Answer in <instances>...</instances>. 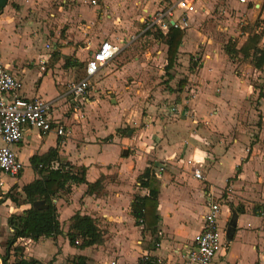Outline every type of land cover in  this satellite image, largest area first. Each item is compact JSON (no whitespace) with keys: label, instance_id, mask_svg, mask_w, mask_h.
Here are the masks:
<instances>
[{"label":"crops","instance_id":"1","mask_svg":"<svg viewBox=\"0 0 264 264\" xmlns=\"http://www.w3.org/2000/svg\"><path fill=\"white\" fill-rule=\"evenodd\" d=\"M80 1L83 2L82 6L74 13L76 27L72 25L64 27L69 20L61 18L62 7L59 8L61 10L59 16L57 9L53 11L55 14H49L47 0H8L7 6L0 14L3 20L0 33V61L22 82L20 96L40 97L51 103L53 121L66 129V135L60 137L55 132L44 134L27 128L21 142L14 147L24 170L17 179L0 171V194H6L4 190L8 192L10 189L7 188H11L12 184L25 186L38 179L31 159L35 156H45L52 149L58 151V159L51 162L55 169L65 163L86 168V180L90 184L98 182L102 177L105 178L99 193L91 194L88 185L80 184L72 185L70 195L58 194L54 202L58 208L63 235L56 240L19 239L9 248L11 262H18L23 255L26 259L34 258L48 263L49 256H55L61 249L62 254L56 257L58 261L55 264H62L63 256L64 258L83 256L86 257L87 264H137L145 257L163 259L168 263L175 258L176 262L183 264L182 255L187 252L194 237L204 227L203 217L208 206L218 200L222 203L219 224L224 222L223 227L220 224L224 234V247L212 264H239V259L240 264H264V106L260 108L263 115L262 130H259L256 143L249 151L243 138H240V141L224 139L227 138L228 129L232 126L230 122L236 121L234 114L239 106V94L249 96V93L243 91L247 89L248 77L241 78L238 82L239 80H235L234 77L217 73L216 70L221 71L219 62L216 63L217 67H210L207 63L203 69L207 70V73L203 72L206 76H193L198 87L197 90L191 91L192 97L180 104H172L170 111L173 113L169 115L170 117H164L160 116L159 111H154L160 105L159 99L153 101L154 104H148L143 99L146 95L143 81L148 75L146 63L138 58L127 62L139 64L142 70L135 72L133 76L125 77L124 91H127L125 99L122 94H116L112 89L101 91L98 95L93 92L95 87L93 79L99 76V81L102 82L104 78H101V73L114 63H118V60L122 62V56H116L90 80L91 89H88L87 97L78 102V99L68 94L67 86L72 81L84 78L86 57H92L104 41L127 46L129 42L126 44L124 40L128 39L130 34L138 32L137 28L128 25L134 21L133 17L137 18L140 10L145 12L143 23L146 24L148 14L153 10L149 6L144 7L141 0H135L134 3L130 1L129 4L123 0H101L98 5H92V0ZM82 8L91 10V16L84 17ZM121 9L126 17L119 13ZM259 14L264 15V6ZM50 17H54L57 27H52ZM62 29H65V37L59 35ZM142 33L143 31L138 36L140 37ZM135 39L136 36H133L132 40ZM67 42L69 45H66ZM183 46L184 44L181 48ZM127 63H120L119 69L112 68L111 73L106 72L105 78L117 73V70H122ZM213 63L211 62L212 65ZM82 66L84 76L78 79L77 69ZM242 67L240 64V68ZM249 67L252 73L257 74L252 65ZM189 81H192V78ZM239 83L240 88L237 86ZM107 92L111 96H107ZM157 93L154 92L156 98ZM181 95L179 92L172 94L164 92L160 97L164 96L172 101ZM104 102L115 105L116 108L127 103V108L124 114L109 124L97 116ZM79 104L82 106H78ZM241 107L244 106L240 104V110ZM142 108L149 111L148 117L139 114ZM88 111L96 114L95 117L92 116V120H86ZM97 119L100 121H96ZM131 120H134L136 125H131ZM195 122L197 125L195 128L200 126L197 122H204L207 134L213 138L209 136L202 138L200 135L202 133H193L189 126L194 127ZM129 124L132 129L128 135H119L121 128ZM142 125L146 127L140 129ZM182 127L188 129L183 131ZM225 127L227 131H224ZM163 130L167 133V139L165 134L162 136ZM187 130H190V133ZM157 131L161 134L160 146L163 148H157L158 150L152 153L155 149L153 134ZM148 135L150 138H147ZM196 140L201 142L198 143ZM204 141L206 143L202 145ZM226 141L229 146L226 145ZM208 144L212 146L206 148ZM222 145L226 151L220 156L219 149ZM179 148L183 153L186 151V155L179 157L175 152ZM227 155L231 157L230 164H224ZM150 161L161 164V167L163 162H168L167 164L174 170L170 172L164 169V172L156 174L157 177L161 175L162 182L159 186L154 184L159 189L160 218L154 235L145 229L144 225H136L132 214L134 195L139 194L138 178L147 168H151ZM188 161H192V164L186 165L185 171L175 168ZM220 165H227L230 174L225 177L224 184L219 190L213 185L211 171ZM195 168L202 169L204 180H197L194 177ZM184 187L187 188L184 207L188 210L181 209L178 202H171L169 198L164 197L165 190L177 191ZM224 190L232 194L225 197ZM19 191L21 201L8 199L0 206V255H5L8 241L14 234L8 224L9 218L12 215H21L30 208L25 203L22 189ZM146 191L147 193L138 196H147L149 190ZM226 199L235 205L243 204L244 208L237 209L243 208L244 213L238 214L235 218L231 208L227 206ZM77 213L97 220L105 240L102 246L85 249L70 246L66 234L70 219ZM182 213L187 220H176V216ZM192 221L199 225V229L188 234L187 226L191 225ZM239 235L240 256L232 250ZM19 247L22 248L21 251H15V248Z\"/></svg>","mask_w":264,"mask_h":264},{"label":"rangeland","instance_id":"2","mask_svg":"<svg viewBox=\"0 0 264 264\" xmlns=\"http://www.w3.org/2000/svg\"><path fill=\"white\" fill-rule=\"evenodd\" d=\"M49 1L48 4V13H56L53 12L57 9V15L61 10L60 7L63 8V11L61 12V18H66L69 21L68 24H64V27H69V25H72L73 27L77 26V20L74 16V13L76 9L80 6H82V3L80 0H47ZM97 4H100L101 0H96ZM134 3L135 0H123V2ZM143 1L144 7H151L155 9V5L153 4L152 0H141ZM154 6V7H153ZM122 8V7H121ZM124 9V8H123ZM123 9L120 10L119 13L122 14L123 17H126L124 13H122ZM129 9V7H128ZM144 9V8H143ZM59 10V11H58ZM81 12H83L84 17H90L91 16V10H87V8H82ZM261 12H257L256 10H253V8H247L244 5H240L237 3L236 0H206L204 5L199 7L198 13L193 14L190 17L189 20V27L186 29H183L185 31V37L183 39V48L180 47L179 49V56L176 63L175 68L170 72L172 75V78L166 74L165 67L167 65V50L168 47L166 45V39L161 38L159 36V32L157 31V28H152L151 30L148 29V25L144 24V17L146 16L145 12H138V16L133 17L134 21L130 22L128 25H131L132 28H137L138 32H135L134 34H130L129 38L124 40L127 44V46L122 44H114L116 46L121 47L120 52L117 56H122V62L118 60V63H114L111 67H109L108 70H105L101 73V78H104L103 81H99L100 77L97 76L93 79V83H95V87L93 89V92L95 94L101 93V91H106L107 89H112L116 94H122L121 96L125 99V93L127 91H124V79L126 76L134 75L135 72H139L142 70V67L138 64L135 65L133 63H127L132 62L134 58H138V60L146 63L147 68V75L148 78L143 81V86L146 91V95L143 98L145 101H147L148 104H154L153 101H156V99H159V107L154 109L155 112L159 111L160 116L163 115L164 117H168L172 109V104H180L183 102V100L190 99L191 91L197 90L198 85L196 84L197 80L193 76H206L203 72L207 73V70H203L205 67L204 65L210 64V67H217L216 63H220V70L217 71V73L221 72L220 75H228L231 77H234L235 80H239L240 82L241 78L246 79L248 77V82H246L247 89H244L246 93H249V96L246 97L243 96V94H239V106H237V112L234 114V118H236L235 122H230L232 126L228 129V136L224 139H230L232 138L234 140H239L240 138L245 139V146L247 148V151L256 143V139L258 138V134L260 133L259 130H262V112L260 108L264 106V100H261L259 97V92L264 90V74H259L256 72H251L252 65L251 60H243L242 56L238 55L234 61L230 60L229 56L225 53V47L226 45L230 44L231 46L237 47V49H240L245 42L249 39V37L254 35H259L262 40L260 42V46L264 48V15L259 14ZM263 13V12H262ZM118 15V14H117ZM59 16V15H58ZM123 20V18H121ZM148 22V19L146 20ZM50 23L52 27L55 26L54 17H50ZM64 22H62L63 25ZM122 24V23H121ZM79 25V21H78ZM125 25V23L123 24ZM136 31V30H134ZM143 31L142 35L139 37L138 34H140ZM52 34H54V31H52ZM59 35L61 37H65V29H62L61 32H59ZM133 36H136L135 40L133 39ZM101 38H99L98 43H100ZM122 40V38H121ZM185 41V42H184ZM118 42V41H117ZM69 45V42H67ZM182 46V45H181ZM91 57H86L85 62L89 60ZM211 62H214L213 65ZM120 63H127L122 70H117V73L109 75L108 78H105L106 72L111 73L113 69L118 68ZM193 63H196V66L193 65ZM240 64H242V68H240ZM245 64V65H243ZM85 65V64H84ZM119 65V66H118ZM253 68V65H252ZM84 67H79L77 69L78 72V79L82 78L84 76ZM204 75H203V74ZM239 79H236V78ZM192 78V81H189V79ZM181 82H186L185 86H181ZM91 85V84H90ZM240 88V83L237 85ZM242 88V87H241ZM91 89V88H90ZM89 89V90H90ZM86 94V97L88 95V92ZM154 92H158L157 96L155 97ZM164 92L167 93H181V96H177L172 101H170V98H165L164 96L160 97V94H164ZM107 96H111L106 93ZM106 97V96H105ZM245 97V98H244ZM107 98V97H106ZM109 99V97L107 98ZM124 102H126L124 100ZM240 104L244 107H241L240 110ZM102 108H100L97 116L99 119L103 120L104 122H109V124L112 123V121L115 119H118L122 114H124L125 109L127 108V103H123L120 105V108H116L115 105H108L107 103H102ZM78 106H82L79 104ZM80 108V107H79ZM188 109V108H187ZM251 109V110H249ZM186 111V110H185ZM89 112V111H88ZM171 112V113H170ZM139 114L143 117H148L149 111L142 108V110H139ZM94 115V116H93ZM95 113L89 112L86 113V120H92V116L95 117ZM170 117V116H169ZM185 117V116H184ZM186 118V117H185ZM97 119L96 121H100ZM136 122L134 120H131V125H136ZM200 124L199 127L195 128L196 123L194 124V127L189 126V129L193 131V133H202V138H208L212 137V135L207 134L206 127L204 122H197ZM149 126V125H148ZM123 127V126H122ZM146 127V126H145ZM144 125L140 127V129L145 128ZM180 128V127H179ZM193 128V129H192ZM130 124L127 127L121 128L120 134L123 136H127L128 132L131 130ZM185 129H188V127ZM184 127L181 128V130H185ZM135 131V129H133ZM188 133H190V130H187ZM205 131V132H204ZM224 131H227V128H224ZM165 134V139H167V133H164V130L162 131V136ZM161 134L157 131V133L153 134V141H155V149L152 150V153L157 151V148H163L160 146L161 140L159 138ZM224 137V135H223ZM147 138H150L148 135ZM213 138V137H212ZM157 140V141H156ZM200 143V140H196V142ZM184 140L181 141L183 143ZM206 143L205 141L202 142ZM226 145L228 144V141L225 142ZM211 147L212 145L208 144L206 145V148ZM229 146V144H228ZM181 148L176 150L175 152L178 153V156L180 155H186V151L181 152ZM180 151V152H179ZM226 149L225 146L222 145L219 149L220 156H222L225 153ZM225 163L224 164H230L231 163V157L230 155H227L224 158ZM152 168V171L154 173V184L156 186H159L162 182L161 175L160 177H157L156 174L159 173V169L161 167V164L154 162H149ZM168 162H163V168L167 171L173 172L174 170L171 169L172 166L170 164H167ZM178 163V162H177ZM186 165L188 163H183L180 166H175V168H178L180 171H185ZM188 166H191L190 164ZM229 167L227 165H220L218 167H215L212 171V181L213 185L216 189H221V187L224 184L225 177L230 174V171H228ZM7 178V177H6ZM178 185V183H177ZM175 185V186H177ZM139 190L137 191L138 195H142L147 193L146 189H143L139 183ZM23 185L21 184H12L11 188H7L9 191L5 193L6 194H0L2 197H11V199H15L17 202L21 201V192L19 189H22ZM2 191V190H1ZM141 193V194H140ZM225 197H228L230 194H232L228 190H224ZM138 195H134V198ZM186 195H187V188L184 187L183 189H179L177 191L168 189L164 191V197L169 198L171 202H178L177 204L180 205L181 209L184 208V205L186 204ZM227 206L231 208V213H234V210L243 207V204H233L232 202H229V200L226 199ZM183 204V205H182ZM180 209V211H181ZM179 211V212H180ZM191 211V210H190ZM178 214L176 216V220L182 219L187 220V217L185 215ZM176 215V214H175ZM232 217V215H231ZM191 220V219H190ZM189 220V221H190ZM199 221V220H198ZM175 224V223H174ZM223 227L224 222L220 223ZM198 230L199 225L192 221V224H188L187 226V232L188 234L191 233L192 230ZM183 243L182 241H180ZM179 242V243H180ZM233 245V244H232ZM146 247V246H144ZM151 247V246H150ZM60 249V247H58ZM232 250L234 252H237V254L240 256V235L236 239V242L234 243V246H232ZM62 252L61 249L58 254L55 256H49L48 261L53 260V264H55L58 259L57 256H61ZM47 256V254L45 253ZM61 259V258H60ZM72 257L68 256L66 258L61 259L62 264H69V260H71ZM160 264H173L177 263V259L174 258V260L165 261L163 259L158 260ZM240 264V259H239Z\"/></svg>","mask_w":264,"mask_h":264},{"label":"trees","instance_id":"3","mask_svg":"<svg viewBox=\"0 0 264 264\" xmlns=\"http://www.w3.org/2000/svg\"><path fill=\"white\" fill-rule=\"evenodd\" d=\"M161 38L166 39L167 65L165 67L166 74L172 78L171 71L175 68L179 49L185 37V31L171 28L166 36L159 33ZM262 38L259 35L249 37L245 44L240 48L226 45L225 53L230 60L240 55L243 60H251V63L257 73L264 74V48L260 46ZM196 66V63H193ZM186 82H181L184 87ZM260 97L264 96L261 91ZM58 159L57 149H52L47 155L39 157L35 156L31 159V164L38 173L39 178L35 181L23 186L22 192L25 196V203L30 206L29 209L23 211L21 215H12L8 224L13 229L14 234L8 241L5 255H0V264H53V260L44 263L34 258L26 259L23 255L19 261L11 262V253L9 248L14 246L19 239H30L38 241L41 238L56 240L63 235L61 223L59 219L58 208L54 200L60 193L70 195L72 193V185L86 184L89 187V193H99L103 188L105 178L102 177L98 182L90 184L86 180V168L76 167L69 163L60 164L58 168L52 167L51 162ZM151 168H147L145 172L138 178L142 188L148 189L147 196H136L132 203V214L136 220V225L145 226V229L151 231L154 235L157 232L159 224L158 215V196L159 189L154 186L155 179ZM11 197H2L0 195V206ZM16 201L15 199H11ZM36 202H44L45 208L36 209L33 205ZM244 213V209L234 210V217ZM66 238L72 248L85 249L93 246H102L105 242L103 232L97 224V220L88 215L75 214L70 219L69 230ZM22 248H15V251H21ZM69 264H87L86 257L75 256L69 260ZM137 264H159L158 259L145 257L140 259Z\"/></svg>","mask_w":264,"mask_h":264},{"label":"built area","instance_id":"4","mask_svg":"<svg viewBox=\"0 0 264 264\" xmlns=\"http://www.w3.org/2000/svg\"><path fill=\"white\" fill-rule=\"evenodd\" d=\"M152 1L155 9L148 14L147 30L157 28V31L164 36L171 28L176 30L188 28L191 15L197 14L199 7L206 2V0ZM236 1L257 12L263 10L264 0ZM91 4L98 5L96 0H92ZM2 24L0 15V33ZM120 48L109 41L102 42L87 61L84 78L68 84V94L78 99V102L84 99L90 88V80L103 66L115 59ZM21 89L22 82L0 61V171L13 179L19 178L24 170V165L19 160L14 147L21 142L27 128L44 134L55 132L60 137L66 135V129L52 119V104L40 97H22L19 94ZM260 98L264 100V96ZM188 164H192V161H188ZM162 172H164L163 167L159 169V173ZM193 175L197 180H204V174L200 168H195ZM221 213L222 203L218 200L210 203L203 217L202 231L194 237L192 245L182 255L183 264H212L222 251L224 234L219 224Z\"/></svg>","mask_w":264,"mask_h":264},{"label":"water","instance_id":"5","mask_svg":"<svg viewBox=\"0 0 264 264\" xmlns=\"http://www.w3.org/2000/svg\"><path fill=\"white\" fill-rule=\"evenodd\" d=\"M8 4V0H0V14L2 13V11L4 10V8L7 6ZM127 154V153H125ZM36 209H43L45 208V203L44 202H36L33 205ZM234 225H236V223H234Z\"/></svg>","mask_w":264,"mask_h":264}]
</instances>
